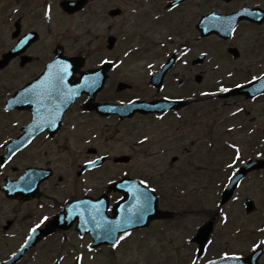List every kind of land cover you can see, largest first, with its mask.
Segmentation results:
<instances>
[{
  "label": "flooded vegetation",
  "instance_id": "obj_1",
  "mask_svg": "<svg viewBox=\"0 0 264 264\" xmlns=\"http://www.w3.org/2000/svg\"><path fill=\"white\" fill-rule=\"evenodd\" d=\"M177 1L0 0V63L11 55L0 68V264L21 253L33 235L37 242L16 264H99V251L129 253L134 243L142 249L139 238L145 229L125 233L113 247H99L90 233L99 214L107 208L105 216L116 217L113 209L119 202L139 206L145 197H151L152 205V196L144 193L145 188L155 189L160 210L171 214L154 222L161 233L163 224L171 226L188 213L177 207L182 195L192 192L189 175L197 174L195 184L205 187L208 173H231L230 165L238 169L247 158L258 157L251 145L258 133L254 122L188 118L197 102L190 87L193 75L204 77L208 68V63L195 66L194 61L202 54L208 58L210 39L228 48L231 43L203 37L198 28L210 13V7L201 12L210 0H198L197 5L195 0ZM222 3L228 6L218 10L222 14L245 7L264 10L261 0ZM243 26L264 28L251 22L239 24ZM122 45L128 46L121 48L123 53ZM58 51L62 55L57 56ZM57 59L75 64L64 61L70 74L59 92L78 84L85 73L106 70L105 87L95 100L83 92L62 116L59 92L49 87L58 71L53 78L47 72ZM161 72L154 83L153 75ZM121 84L128 87L122 89ZM18 94V101L11 102ZM138 100H181L184 105L133 118L95 109L96 104ZM110 122L119 128L131 124V134L111 137L113 143H123L119 151H104L108 137L99 140L98 123ZM140 122H152L153 127H140ZM227 131L247 142L252 153L240 158L219 155ZM125 179L139 184L126 181L113 187ZM127 211L136 214L134 207Z\"/></svg>",
  "mask_w": 264,
  "mask_h": 264
},
{
  "label": "rangeland",
  "instance_id": "obj_2",
  "mask_svg": "<svg viewBox=\"0 0 264 264\" xmlns=\"http://www.w3.org/2000/svg\"><path fill=\"white\" fill-rule=\"evenodd\" d=\"M264 1V0H261ZM194 4H198V0L194 1ZM210 7H224L228 8L225 4L221 3L219 0H210V4L201 12H205L206 9ZM163 34V28H158ZM253 29L242 28L238 31L235 40L231 43L232 46L239 48L241 52V58L238 61H234L226 52L227 45L221 44L216 38L210 39L209 43V53L212 54L210 57V63L208 65V70L204 72L205 88H209L214 84V80L218 76H222L225 73H229L232 70H237V74L228 83L234 84L235 82L246 81L247 76L251 77V74H259L264 70V46L263 50L260 48L264 44V29L260 30L258 34H252ZM122 49H127L128 46L122 45L120 47V52ZM157 50V48H156ZM138 52V51H137ZM135 52V53H137ZM216 52V53H215ZM116 53H119L118 51ZM152 53H155L152 52ZM215 63L220 65V70L222 74L214 72ZM194 77V75H193ZM220 79H217L219 81ZM245 106L250 114L244 113L240 115L239 118H235L232 112L237 110L239 107ZM228 122H254V127L260 129L262 132L264 130V99L258 100L255 104H245L244 101L234 100V103H218V101L204 102L194 106L188 118H195V122H201L205 120L206 122H218V119L226 118ZM253 120V121H252ZM113 122L109 123H99L98 133L100 134L99 140H104L108 137L107 149L111 150H121L123 143H117L120 139H115V143L112 142V136H118L121 138L125 134H131L130 126L131 124H126L120 128ZM141 126L150 125L153 127L152 122H140ZM118 132L117 133V130ZM224 138H228L225 136ZM223 137H221V148H226L224 146ZM223 139V140H222ZM233 141L241 140L238 138H230ZM260 140L258 139V143ZM106 143V142H105ZM103 145V144H102ZM101 145V146H102ZM244 151V149H243ZM221 151L219 155L233 154L231 152L223 153ZM220 158V157H219ZM197 159V158H196ZM229 159H226L225 163ZM196 175H189L190 180H192V186H188V191H192L188 195H182L181 201L177 207L179 211H185V216H183L181 221H177L171 226L163 224L164 230L158 233V231H151L152 235L146 243L143 244L142 249L138 247L135 243L132 244L129 249V253L125 251H120L115 256L102 255L100 259H103L102 263H112V264H193L194 254H192V249L189 246L184 245L188 242L191 232L196 231V227L209 219L208 215L211 216L217 211V203L220 198L221 182L225 179L223 173L210 172L206 175L204 181L208 184L205 187H201L195 184ZM184 188H187L184 186ZM180 193V192H179ZM236 200L226 208V213L229 217V221L222 220L220 222V230H230L234 233L240 232L235 239L230 242L228 246V252L241 251L242 253H249L250 246L254 242H258L259 247L264 246V176L260 174L252 175L242 186ZM243 198H251L258 205V211L251 217H247L244 214L243 208ZM210 214L207 215V212ZM193 231V232H194ZM227 240V239H226ZM145 241H143L144 243ZM161 243V244H159ZM171 243V244H170ZM213 248H216L214 246ZM264 264V256L261 259V263Z\"/></svg>",
  "mask_w": 264,
  "mask_h": 264
},
{
  "label": "water",
  "instance_id": "obj_3",
  "mask_svg": "<svg viewBox=\"0 0 264 264\" xmlns=\"http://www.w3.org/2000/svg\"><path fill=\"white\" fill-rule=\"evenodd\" d=\"M140 107H141L140 105H137V106H132L130 108L132 109V112H135V111L141 110ZM262 167H264V164L262 162H253V164H251L249 167H247L246 169H243L242 172L234 179L229 189L226 190L223 201H226L231 197L235 186H237V184L243 179V177L245 176L247 172H249L250 170H258V169H261ZM204 231L207 232L206 235L208 236L211 231V225L202 229L201 233ZM204 239L206 240V237ZM204 239L203 237L200 236L197 241L202 243ZM258 255L259 254L253 255L250 258L244 259V260H232L231 262H221L217 264H257Z\"/></svg>",
  "mask_w": 264,
  "mask_h": 264
},
{
  "label": "snow or ice",
  "instance_id": "obj_4",
  "mask_svg": "<svg viewBox=\"0 0 264 264\" xmlns=\"http://www.w3.org/2000/svg\"><path fill=\"white\" fill-rule=\"evenodd\" d=\"M69 70H70V65H67V64L60 65V70L56 73L53 81H51L49 84V87L51 90L56 91V92L60 91V88L63 85L65 77L70 74ZM222 91H228V89L225 88V89H222ZM204 95H208V93H204ZM230 167H232V165H230ZM141 183L143 184L144 181H141ZM153 191H155V189H153ZM142 207L145 210L150 209L151 197H145V200L143 202ZM45 219H47V218H45ZM33 231H35V230H33ZM123 238L124 237H121V239H123ZM262 243H264V242H262ZM113 246H115V244ZM257 247H259V245H257ZM226 258H229V257H226ZM231 258L232 259H239V257H231ZM193 264H195V261H193Z\"/></svg>",
  "mask_w": 264,
  "mask_h": 264
}]
</instances>
